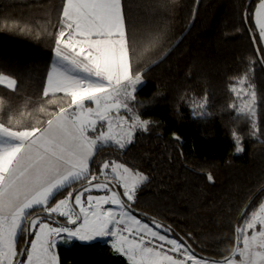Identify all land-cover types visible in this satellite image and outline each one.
<instances>
[{"label": "trees", "instance_id": "obj_1", "mask_svg": "<svg viewBox=\"0 0 264 264\" xmlns=\"http://www.w3.org/2000/svg\"><path fill=\"white\" fill-rule=\"evenodd\" d=\"M247 2L122 0L135 41L131 61L143 81L134 104L140 117L152 123L148 131H137L124 151L101 145L90 165L95 172L102 160L117 159L146 174L149 180L134 204L138 218L169 225L170 237L186 238L197 256L210 259L230 254L235 227L264 200L262 192L242 215L264 187V70L249 35L259 37L252 16L259 0L248 4L245 22ZM63 3L0 0V73L17 81L15 92L0 86L5 102L0 119L11 114L21 126L31 125L46 119L41 105L55 107L47 104L42 89L53 59L49 33L57 31ZM157 34L163 37L161 43L145 51ZM256 46L264 49L262 43ZM245 74L261 96L255 135L251 119L230 107L235 97L229 85ZM197 102L205 105L203 116L194 114ZM233 133L241 137L242 152H236ZM209 174L213 182L207 180ZM24 238L18 237L19 247ZM57 251L60 264H127L98 241L62 244Z\"/></svg>", "mask_w": 264, "mask_h": 264}, {"label": "snow or ice", "instance_id": "obj_2", "mask_svg": "<svg viewBox=\"0 0 264 264\" xmlns=\"http://www.w3.org/2000/svg\"><path fill=\"white\" fill-rule=\"evenodd\" d=\"M252 16L259 30L253 42L264 43V0ZM49 35L55 59L42 93L55 107L41 105L46 119L31 125L21 126L11 114L0 119V264H60L57 249L65 238L103 237L112 239L114 253L127 264H264V203L235 228L230 254L210 259L197 256L186 238L170 237L169 225L155 218L150 225L134 213L146 174L107 158L92 170L101 145L124 151L136 132L148 131L152 123L134 104L143 81L131 61L135 41L122 0H64L57 31ZM162 39L154 35L145 51ZM257 52L264 56V49ZM0 86L15 92L17 81L0 73ZM229 89L240 101L230 107L250 118L257 134L261 96L255 84L245 74ZM4 103L0 99V110ZM204 107L195 103L194 114L203 116L196 109ZM233 139L236 152H242L240 135L233 133ZM207 180L213 182V176ZM65 189L72 190L53 203ZM21 234L30 238L24 247H19Z\"/></svg>", "mask_w": 264, "mask_h": 264}, {"label": "water", "instance_id": "obj_3", "mask_svg": "<svg viewBox=\"0 0 264 264\" xmlns=\"http://www.w3.org/2000/svg\"><path fill=\"white\" fill-rule=\"evenodd\" d=\"M250 1L251 0H248V2H247V5H246V7H245V10H244V13H243V18H244V21L246 22V16H247V7H248V4L250 3ZM249 35H250V38H251V41H252V44H253V48H254V51H255V54H256V56H257V59H258V61H259V64L261 65V67L263 68V70H264V64H263V62H261L262 61V59H261V57H260V54H258V52H257V50H258V48H257V46H256V43H254L253 41H254V38H253V36L250 34V32H249ZM80 188V187H79ZM262 192H264V187L262 188V189H260L256 194H255V196L247 203V205H246V207L243 209V211H242V215H244L245 213H246V211L248 210V208H249V206L251 205V203H252V201L254 200V198L255 197H257V196H259ZM134 213L137 215V216H139V214L134 210ZM236 228V227H235ZM178 238V237H177ZM25 239H29V237H25L24 238V244H23V246L22 247H24L25 246ZM179 239V238H178ZM234 244H235V246H236V239H235V242H234Z\"/></svg>", "mask_w": 264, "mask_h": 264}, {"label": "rangeland", "instance_id": "obj_4", "mask_svg": "<svg viewBox=\"0 0 264 264\" xmlns=\"http://www.w3.org/2000/svg\"><path fill=\"white\" fill-rule=\"evenodd\" d=\"M237 87H239V85H237ZM234 95V94H233ZM234 97H235V95H234ZM235 103L236 104H239L240 103V101L239 100H237L236 98H235ZM200 111H203L204 112V109H196V113H199ZM234 111H235V113L237 114V112H236V110L234 109ZM198 115V114H197ZM238 115V114H237ZM199 116H201V115H199ZM105 207H109V206H105ZM60 219H62V218H60ZM63 220V219H62ZM95 240L96 239H94V240H92V241H80V240H67L66 238H65V240L63 241V242H60L58 245H62V244H68V243H72V242H77V243H80V244H89V243H92V242H95Z\"/></svg>", "mask_w": 264, "mask_h": 264}, {"label": "crops", "instance_id": "obj_5", "mask_svg": "<svg viewBox=\"0 0 264 264\" xmlns=\"http://www.w3.org/2000/svg\"><path fill=\"white\" fill-rule=\"evenodd\" d=\"M253 22H254V19H253ZM254 25H255V22H254ZM255 28H256V26H255ZM257 29V31H258V33H259V30H258V28H256ZM262 46H263V48H264V43H262ZM55 59V57H54V54H53V59H52V62H53V60ZM52 64V63H51ZM3 87V86H2ZM140 87V85L138 86V88ZM7 89V88H6ZM9 90V89H8ZM94 194H96V193H94ZM262 203H264V200H263V202ZM62 218V217H61ZM63 219V218H62ZM95 241H98V242H101V243H104V244H107L108 246H110L111 247V245H112V239L111 238H109V237H103V238H96V240ZM112 248V247H111ZM125 258V257H124ZM126 259V258H125ZM237 259H239V257H237Z\"/></svg>", "mask_w": 264, "mask_h": 264}, {"label": "built area", "instance_id": "obj_6", "mask_svg": "<svg viewBox=\"0 0 264 264\" xmlns=\"http://www.w3.org/2000/svg\"><path fill=\"white\" fill-rule=\"evenodd\" d=\"M136 202V201H135Z\"/></svg>", "mask_w": 264, "mask_h": 264}]
</instances>
